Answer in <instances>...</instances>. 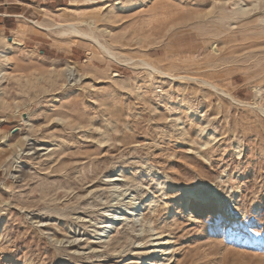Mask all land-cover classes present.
Segmentation results:
<instances>
[{
    "label": "rangeland",
    "instance_id": "obj_1",
    "mask_svg": "<svg viewBox=\"0 0 264 264\" xmlns=\"http://www.w3.org/2000/svg\"><path fill=\"white\" fill-rule=\"evenodd\" d=\"M4 1L0 264H264V0Z\"/></svg>",
    "mask_w": 264,
    "mask_h": 264
},
{
    "label": "bare ground",
    "instance_id": "obj_2",
    "mask_svg": "<svg viewBox=\"0 0 264 264\" xmlns=\"http://www.w3.org/2000/svg\"><path fill=\"white\" fill-rule=\"evenodd\" d=\"M20 17H23L24 20L32 23L36 28H41V29H48V30H56L58 29L59 30V33L64 35V34H69V33H75V34H79V35H82L84 37H90L92 38L95 42H97V44L99 43V47H101L106 53H108L111 57L113 58H117V56L119 57V55H117L116 53L112 52L111 49H109L107 46L103 45L102 43L99 42V40L94 37L92 34H90L89 32L87 31H82L80 29H78L74 24L72 23H67V24H61V23H56V24H49V23H44V22H38L36 20H32V19H29L27 17H24V16H20ZM28 31V24H26L25 22L23 23H20L18 29H17V32H21L22 35H24L26 32ZM12 44H22V42L20 40H18V38L16 37H12ZM21 46V45H20ZM0 55L7 58V54L4 53V52H0ZM126 57V56H125ZM120 58V57H119ZM130 60H132L131 58H128ZM122 60H125L124 59H121ZM129 60V61H130ZM126 61V60H125ZM132 63V62H130ZM146 67H149L150 69L152 70H157V68H155L152 64L144 61L143 63ZM1 72V71H0ZM117 75V74H116ZM204 83H208L210 85H212L214 88L216 87L212 82L208 81V80H205L203 79ZM224 91V90H222ZM225 92V91H224ZM226 93V92H225ZM227 94V93H226ZM229 95V94H228ZM232 96V95H231ZM233 99H235L233 97ZM113 180H116V179H113ZM195 198H201V199H206L208 197L204 196V195H201V194H197V193H193L192 194ZM151 203V202H150ZM110 213V212H109ZM118 213V211L116 212ZM133 215V219H137L139 218V209H136L133 211L132 213ZM117 217V216H116ZM115 217L113 216V219ZM140 219V218H139ZM108 227H111L110 225H103L102 226V230L100 231V235L101 237H106V234L109 232V228ZM151 244V243H150ZM158 247H162L163 245H165V243H163V241H159L158 243H156ZM150 246V245H149ZM151 246H155L153 243L151 244ZM161 251V250H160ZM160 256V255H159ZM149 264H155V261L154 259H150L149 260ZM144 264H148V260L144 261Z\"/></svg>",
    "mask_w": 264,
    "mask_h": 264
},
{
    "label": "crops",
    "instance_id": "obj_3",
    "mask_svg": "<svg viewBox=\"0 0 264 264\" xmlns=\"http://www.w3.org/2000/svg\"><path fill=\"white\" fill-rule=\"evenodd\" d=\"M9 4H10L9 2L0 0V30L1 31L6 28V20H8L11 17L18 16V14H13L9 12V8H11ZM20 16H23V15H20Z\"/></svg>",
    "mask_w": 264,
    "mask_h": 264
}]
</instances>
